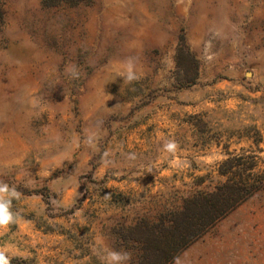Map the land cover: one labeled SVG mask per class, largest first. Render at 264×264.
I'll use <instances>...</instances> for the list:
<instances>
[{
  "label": "rangeland",
  "instance_id": "rangeland-1",
  "mask_svg": "<svg viewBox=\"0 0 264 264\" xmlns=\"http://www.w3.org/2000/svg\"><path fill=\"white\" fill-rule=\"evenodd\" d=\"M229 153L264 177V0H0V177L76 207L8 186L9 262L156 264ZM169 264H264V187Z\"/></svg>",
  "mask_w": 264,
  "mask_h": 264
},
{
  "label": "trees",
  "instance_id": "trees-1",
  "mask_svg": "<svg viewBox=\"0 0 264 264\" xmlns=\"http://www.w3.org/2000/svg\"><path fill=\"white\" fill-rule=\"evenodd\" d=\"M185 58L194 66L196 73L198 62L194 54L188 48L184 50L179 48L177 52L179 69L185 70L182 65ZM229 155L230 157L219 167V174L226 179L224 183L216 186L209 193L201 191L185 199L180 210L171 213L169 219L165 218L171 223V227L167 228L164 227L165 224H162L159 231L152 229L154 238L145 246L147 260L154 255L156 264H169L183 248L203 235L216 221L263 189L264 177L258 174L259 171H255L257 165L253 162H244L242 156H232L231 153ZM16 182L0 177V185L9 184L12 190L23 195L41 196L51 218L66 217L76 209L75 206L68 210L61 207L54 208L50 202L52 194L47 186L29 191L22 185L18 187L13 185ZM9 264L28 263L26 260L14 257Z\"/></svg>",
  "mask_w": 264,
  "mask_h": 264
},
{
  "label": "clouds",
  "instance_id": "clouds-1",
  "mask_svg": "<svg viewBox=\"0 0 264 264\" xmlns=\"http://www.w3.org/2000/svg\"><path fill=\"white\" fill-rule=\"evenodd\" d=\"M16 193L9 189L7 184L0 185V224H8L12 220V213L10 211L11 198ZM108 264H117L122 257L117 253H109ZM0 264H9V260L3 253H0Z\"/></svg>",
  "mask_w": 264,
  "mask_h": 264
}]
</instances>
